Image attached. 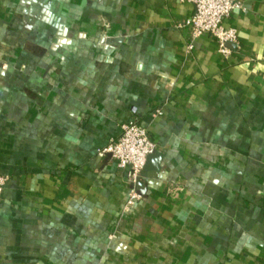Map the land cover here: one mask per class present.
<instances>
[{
  "label": "crops",
  "instance_id": "obj_1",
  "mask_svg": "<svg viewBox=\"0 0 264 264\" xmlns=\"http://www.w3.org/2000/svg\"><path fill=\"white\" fill-rule=\"evenodd\" d=\"M193 10L0 0V264H264V0L226 55ZM131 120L156 147L132 207L99 154Z\"/></svg>",
  "mask_w": 264,
  "mask_h": 264
},
{
  "label": "built area",
  "instance_id": "obj_2",
  "mask_svg": "<svg viewBox=\"0 0 264 264\" xmlns=\"http://www.w3.org/2000/svg\"><path fill=\"white\" fill-rule=\"evenodd\" d=\"M194 10L187 19V25L192 28L193 38L203 34L213 37L219 47V52L229 54V43L238 41L235 27L228 25L233 11L242 6L243 0H190ZM191 48L192 45L190 44ZM162 114V109H156L154 116ZM148 129L137 120L122 124L118 137L110 140L99 150L100 155L110 154L118 169L124 171L129 186L127 206L136 205L142 198L137 189V183L146 163L147 157L155 151ZM7 179L0 175V199L2 198Z\"/></svg>",
  "mask_w": 264,
  "mask_h": 264
},
{
  "label": "water",
  "instance_id": "obj_3",
  "mask_svg": "<svg viewBox=\"0 0 264 264\" xmlns=\"http://www.w3.org/2000/svg\"><path fill=\"white\" fill-rule=\"evenodd\" d=\"M229 45H230V43H229Z\"/></svg>",
  "mask_w": 264,
  "mask_h": 264
}]
</instances>
